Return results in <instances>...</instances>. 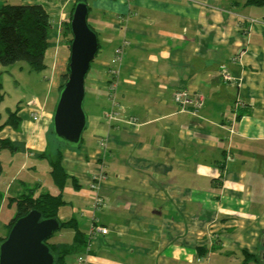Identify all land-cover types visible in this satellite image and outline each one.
<instances>
[{"label": "crops", "instance_id": "1", "mask_svg": "<svg viewBox=\"0 0 264 264\" xmlns=\"http://www.w3.org/2000/svg\"><path fill=\"white\" fill-rule=\"evenodd\" d=\"M5 2L41 4L57 32L44 55L43 99L19 109L16 129L0 130V138L24 145L18 153L33 156L49 149L58 85L69 60L65 36L58 34L75 0H0V5ZM87 4V21L99 42L83 102L90 134L79 147L61 148L63 167L78 186L66 183L67 203L57 213L59 221L76 219L91 241L86 264H264V15L257 16L244 0ZM123 38L129 44L118 63L113 54ZM9 64L0 65V75ZM109 66L118 67L119 114L111 124L103 116L111 108ZM182 90L190 97L202 94L201 107L192 111V105L175 101ZM238 100L246 107L232 123L230 108ZM26 165L9 167L2 203L33 186L57 193L53 180L43 189L29 174L18 177ZM99 169L106 177L97 191L90 182ZM97 194L103 198L99 208ZM115 200L122 202L123 214L112 213ZM91 221L107 233L89 237ZM73 235L72 230L67 241L54 242L69 243ZM79 250L63 264H79Z\"/></svg>", "mask_w": 264, "mask_h": 264}, {"label": "trees", "instance_id": "2", "mask_svg": "<svg viewBox=\"0 0 264 264\" xmlns=\"http://www.w3.org/2000/svg\"><path fill=\"white\" fill-rule=\"evenodd\" d=\"M79 1L87 3V0H75V2L69 7L67 19L62 22L61 33L62 36H65L68 55L70 52V42L72 38L69 22L74 5ZM244 4L261 6L264 4V0H244ZM56 36V29L52 28L49 15L41 4H12L5 2L0 5L1 66H6L8 63H14L16 61H23L26 63L28 71L39 72L44 70L47 67L44 61L45 51L54 46ZM67 76V72L61 76L58 85L59 91L66 82ZM3 96L4 92L2 91L0 83V101L3 99ZM241 111L238 113L237 118L240 117ZM1 120L2 116L0 113V130L5 126H10L11 128L16 129L21 121V117L19 115V102L16 104L14 109H8L6 118L3 121ZM50 128H53L52 125ZM49 132L57 140V143L51 142V138H49V149L41 152L34 151L32 153L33 156L37 158L48 159L51 166V178L57 188V193L39 191L37 190V187L33 186L27 188L26 191L17 196L7 198V205L14 203V214L4 225L5 233L0 234V242L7 236L10 227L15 220L18 217L25 215L33 208L38 209L42 213L43 218H57V213L61 206L67 203V200L62 194L66 183L71 181L75 187L78 186L76 179L72 175L68 174L63 167L61 148L65 146L79 147L83 138H81V142L78 145H67L54 136L53 129ZM52 143L55 145L53 144L54 147L50 150V145H52ZM2 149L13 152L24 150V145L10 140L9 138H0V151ZM2 200L3 196L2 192H0V206ZM64 229H71L74 231L72 240L69 243H55L49 241V239L46 240V243L56 256L57 264H63L65 258L72 252H77L79 249V251L82 252L83 247L87 242L83 233L78 228L76 219L71 218L66 221H60V228L57 231H62ZM247 256L254 261L258 260L257 257L249 253H247Z\"/></svg>", "mask_w": 264, "mask_h": 264}, {"label": "water", "instance_id": "3", "mask_svg": "<svg viewBox=\"0 0 264 264\" xmlns=\"http://www.w3.org/2000/svg\"><path fill=\"white\" fill-rule=\"evenodd\" d=\"M88 4L79 1L72 10L67 80L59 91L52 116L53 134L69 145H78L87 123L83 107L85 75L98 48V36L87 21ZM2 166L0 164V173ZM60 228L56 217L43 218L33 208L18 217L0 242V264H57L55 254L46 243Z\"/></svg>", "mask_w": 264, "mask_h": 264}, {"label": "rangeland", "instance_id": "4", "mask_svg": "<svg viewBox=\"0 0 264 264\" xmlns=\"http://www.w3.org/2000/svg\"><path fill=\"white\" fill-rule=\"evenodd\" d=\"M256 11V15L261 17L264 15V4L261 6H253ZM62 36V33L58 34V36ZM56 39V37H55ZM102 52V49H101ZM97 55V54H96ZM93 62V61H92ZM92 62L89 68V71L92 69ZM24 65V71L21 72L17 66ZM223 68V76L226 73V70ZM89 71L86 73L85 82L88 76ZM43 70L42 71H28L27 65L23 61H16L14 63H10L9 66L3 68L1 70L0 75V83L2 86V91L4 92L3 99L0 101V113L3 121L6 118L7 110L14 109L16 104L19 102V109L33 108L35 106L36 101H40L43 99L46 87L41 84V80H43ZM35 112V111H33ZM32 112V113H33ZM119 112V111H118ZM124 117V116H123ZM126 117V116H125ZM53 128H50V130ZM90 134V127L85 128L82 136L85 139H88ZM48 137L51 138V142H56L57 140L53 137V135L48 132ZM49 140V139H48ZM59 143V142H58ZM50 145V150L54 147ZM27 164L25 169L18 177L27 176L28 174L34 179H39L43 182V189H49V184L52 181L51 178V166L47 158H37L33 156H24L17 151H8L6 149H2L0 151V164L2 166L1 174H0V191L3 192V178L12 171L9 167L15 164H19L24 162ZM9 169V170H8ZM47 191V190H46ZM52 193H56L55 190H50ZM3 194V193H2ZM4 198V197H3ZM112 200V199H111ZM114 202L112 213L123 214L126 209L123 208L122 202L119 200L111 201ZM200 210H196L198 212ZM14 214V203L11 205H7L6 203H2L0 207V232L3 231L2 225L4 222L8 220L10 215ZM84 223L82 222L80 227L82 228ZM84 228V227H83ZM62 232V233H61ZM60 233L59 231H55L54 234L49 238V241H59L63 240L67 241L72 233L70 229H64ZM68 256H72L75 259L76 252L70 253Z\"/></svg>", "mask_w": 264, "mask_h": 264}, {"label": "built area", "instance_id": "5", "mask_svg": "<svg viewBox=\"0 0 264 264\" xmlns=\"http://www.w3.org/2000/svg\"><path fill=\"white\" fill-rule=\"evenodd\" d=\"M133 14V12H131ZM128 15L123 17V19H128ZM129 42L123 38L121 40V42L119 43V45L114 49V54H113V60L120 63L124 50L128 47ZM223 68V67H222ZM117 70L118 67L114 68L112 66H109V71L108 73L110 74V80L107 82V95H108V99L110 101L111 104V108L109 110H106L103 113L104 119L106 120V122H109V124H111V122L113 120H116L118 118V103L116 102L115 98H114V93H115V89H116V74H117ZM226 80H230V76L228 74H224L223 76ZM174 99L175 101H177L182 107H186V106H190L192 105V111H196L198 108L201 107L202 103H203V96L200 93L195 94L194 97H190L188 96V94L186 93L185 90H182L181 92H178L174 95ZM245 104L244 102H241L240 100L236 101L233 103L232 107L230 108V114H229V119L230 121L233 123L236 119H237V115L240 109L244 108ZM31 117L33 120H37L39 115L38 112L35 111L33 113H31ZM124 119L128 122V123H136L137 120L135 117L132 116H126L124 117ZM230 131L233 132V128H232V124L230 125ZM99 145L101 148H104L105 146V140L103 138H100L99 140ZM106 177V173L104 170L99 169L96 173H94L91 177V182H90V186L92 189L97 190L100 188L101 186V182L105 179ZM103 204V198L97 194L95 197V201H94V207L95 208H99L101 205ZM108 228L103 226V225H99L97 223H95L94 221H91L90 224V228H89V237L95 235L96 233H107ZM91 249V241L88 240L86 242V245L83 247L82 250V254L79 255L77 257V262L79 264H86V257L89 254Z\"/></svg>", "mask_w": 264, "mask_h": 264}, {"label": "bare ground", "instance_id": "6", "mask_svg": "<svg viewBox=\"0 0 264 264\" xmlns=\"http://www.w3.org/2000/svg\"><path fill=\"white\" fill-rule=\"evenodd\" d=\"M69 61V60H68Z\"/></svg>", "mask_w": 264, "mask_h": 264}]
</instances>
